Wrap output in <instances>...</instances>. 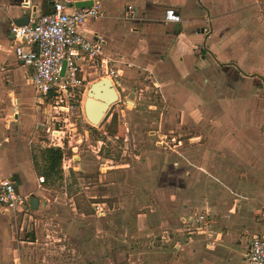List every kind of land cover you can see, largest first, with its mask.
<instances>
[{
    "label": "rangeland",
    "instance_id": "374dc122",
    "mask_svg": "<svg viewBox=\"0 0 264 264\" xmlns=\"http://www.w3.org/2000/svg\"><path fill=\"white\" fill-rule=\"evenodd\" d=\"M15 60L0 54V66H13ZM83 75L81 95L61 116L50 104L38 108L31 88H24L32 94L29 109L18 105L15 112L0 102V121L7 130L0 147L10 138L18 148H28L36 177L46 179L34 192L42 205L29 212L31 218L9 216L8 224L24 243L0 264H180L196 245L215 238L234 250L233 256L224 252V260L243 264L252 236L264 234V194L250 201L248 191L237 188L228 200L226 184L215 181L211 161L228 175L241 173L240 158H227L212 134L222 131L218 143L225 145V132L231 130L217 101L204 108L203 127L181 123L178 115L179 121L171 123V108L151 89L152 78L144 72L126 90L113 80L119 100L95 126L86 118L84 103L91 84L107 77L88 67ZM225 93L218 91L217 97ZM27 119L32 126L24 135ZM50 148L60 149L63 157L59 173L48 178L45 151ZM35 183L31 175L20 185L21 193L28 194ZM186 212L195 215L183 216L187 239L175 248L174 234Z\"/></svg>",
    "mask_w": 264,
    "mask_h": 264
},
{
    "label": "crops",
    "instance_id": "0c3cea01",
    "mask_svg": "<svg viewBox=\"0 0 264 264\" xmlns=\"http://www.w3.org/2000/svg\"><path fill=\"white\" fill-rule=\"evenodd\" d=\"M22 1L0 0V54H8L11 57L14 55L16 58L13 66L6 67L8 62L0 66L4 72L0 73V102H6V106H11L15 112H18V105H21L19 109H29L32 94L29 91L30 94L27 95L24 88H31L35 92L31 80L32 70L18 61L9 29L11 20L22 15ZM95 2L100 5L101 17L98 20H88L81 28V32L87 38L97 33L106 41L105 54L115 61V67L122 73L117 79L119 85L124 89L128 87L127 84L133 87L138 83L135 81L136 78L146 72L152 78L151 89L160 94L171 108L168 113V121L171 123L179 121L176 118L178 115L181 123L191 121L201 123L202 126L204 108H207L212 100H216L215 106L221 108V117L229 119L231 130L225 132L228 133L224 138L225 145L218 143L222 131L212 134L216 138L217 147L226 148L227 158L228 154L233 160L240 158L241 168L236 169L241 173L235 174V170H232L229 176L226 171L219 168L218 163L211 161L212 175L214 174L215 181H221L230 190V193L226 192L223 195L226 199H233L231 193L242 190L248 191L250 201L262 200L264 196L260 198L254 194H264V2L260 0H95ZM32 3L33 6L37 5V16L50 10L48 1L32 0ZM168 8H173L180 14L182 23L165 22V12ZM136 12L139 13L138 17ZM7 76L12 79L11 83L3 79ZM218 91L229 93L227 95L225 93L224 98H219ZM34 100L38 108L43 106L37 102L36 95ZM198 116L199 122L196 119ZM0 126V136L7 135L1 121ZM31 126V120L27 119L24 122V135ZM58 147L61 148L60 145ZM31 175L35 177L36 183L26 195L34 194L46 182L41 184L40 177H36L28 148L20 146L18 148L16 143L10 142V138L7 139L0 147V179L15 182L18 193L23 195L20 185L31 178ZM41 205L42 200L39 201V207ZM29 208L33 211L30 203ZM29 212L15 217L17 220L31 218ZM189 215L195 214L186 212L180 215L179 228L174 234L177 239L175 248L180 239L186 237L183 232V216ZM9 216L14 215L0 211V260L10 259L24 243L19 241L13 226L8 224ZM215 232L219 234L216 230ZM198 235L202 237L203 234L199 232ZM255 236L264 234H255L252 238ZM196 246L189 252L188 257L180 260V264H229L224 260L223 254L224 252H229L232 256L234 254V250L223 247L218 238L214 249L210 250L205 240L201 247Z\"/></svg>",
    "mask_w": 264,
    "mask_h": 264
},
{
    "label": "built area",
    "instance_id": "2783aa9c",
    "mask_svg": "<svg viewBox=\"0 0 264 264\" xmlns=\"http://www.w3.org/2000/svg\"><path fill=\"white\" fill-rule=\"evenodd\" d=\"M52 1L48 13L31 17L25 26L12 24L10 33L18 61L32 70L37 102L54 106L57 116H61L70 111L82 93L85 67L102 71L103 77L112 82L122 73L115 67V61L107 57L103 45L81 32L88 20L101 17L100 5L94 2L92 7L81 9L76 4L84 0ZM164 20L177 24L183 21L173 8L166 10ZM39 182L44 184L45 177H40ZM29 203L30 195L18 193L15 182L0 179V211L15 216L27 214ZM206 241L208 248L215 247L216 238L215 242ZM244 263L264 264V236L252 238Z\"/></svg>",
    "mask_w": 264,
    "mask_h": 264
},
{
    "label": "water",
    "instance_id": "95a60500",
    "mask_svg": "<svg viewBox=\"0 0 264 264\" xmlns=\"http://www.w3.org/2000/svg\"><path fill=\"white\" fill-rule=\"evenodd\" d=\"M43 1H48L49 7H52V0ZM94 2L95 0L80 1L76 4V7L81 9L90 8L94 5ZM21 9L22 15L11 20V22L9 23V29L12 24L18 26L28 25L30 18L36 17L38 14L37 5L33 6L32 0H23L21 2ZM138 15L139 13L136 12V17H138ZM88 38L99 42L103 45V47L106 44V41L97 33L91 35ZM65 67L66 63H64L62 75L64 74ZM116 84L119 85L118 81H116ZM118 100L119 92L115 88V84L109 78H104L92 83L87 92V99L84 103V111L87 120L95 126L99 125L105 118L111 106L114 105V103H116ZM39 201L40 200L37 196H35L34 194L30 195V205L32 210L39 209Z\"/></svg>",
    "mask_w": 264,
    "mask_h": 264
},
{
    "label": "trees",
    "instance_id": "16d2710c",
    "mask_svg": "<svg viewBox=\"0 0 264 264\" xmlns=\"http://www.w3.org/2000/svg\"><path fill=\"white\" fill-rule=\"evenodd\" d=\"M62 157L63 155L60 149L50 148L45 151V158L47 161L46 175L48 178L59 173Z\"/></svg>",
    "mask_w": 264,
    "mask_h": 264
}]
</instances>
